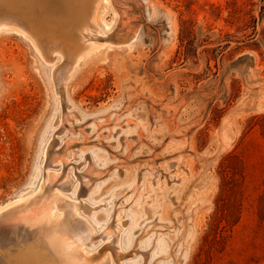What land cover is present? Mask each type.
<instances>
[{"label": "rangeland", "instance_id": "1", "mask_svg": "<svg viewBox=\"0 0 264 264\" xmlns=\"http://www.w3.org/2000/svg\"><path fill=\"white\" fill-rule=\"evenodd\" d=\"M12 1L0 29L38 37L0 30V220L17 228L0 264H65L59 220L79 264H264V0H89L70 29ZM43 197L61 219L7 224Z\"/></svg>", "mask_w": 264, "mask_h": 264}, {"label": "bare ground", "instance_id": "2", "mask_svg": "<svg viewBox=\"0 0 264 264\" xmlns=\"http://www.w3.org/2000/svg\"><path fill=\"white\" fill-rule=\"evenodd\" d=\"M14 1V0H13ZM13 1H12V3H13ZM15 1H17V0H15ZM21 1V0H20ZM19 1V2H20ZM41 1V0H40ZM8 2V1H7ZM18 2V1H17ZM24 2V1H23ZM26 2V1H25ZM24 2V3H25ZM33 2V1H32ZM15 4H16V2H14ZM37 3H40L38 0H37ZM46 4V9H47V13L49 14V16L52 18L51 20H55V23H57V21H60V22H64V24L66 23H69L70 22V24H72V22H74V23H76L75 25H77V23H80V21L82 22V20H86L87 21V18L89 19V16H91V9L89 8V6H88V3H89V0H47L46 2H45ZM14 4V5H15ZM19 4V3H18ZM20 4H22V2L20 3ZM26 4V3H25ZM28 4H29V1H28ZM31 4V3H30ZM33 4H36V1H35V3H33ZM41 4V3H40ZM40 4H38V5H40ZM13 7H14V5L13 4H11ZM21 6V5H20ZM25 5H23L22 7H24ZM27 6V5H26ZM32 5H30V7H31ZM15 7H18L17 6V4L15 5ZM44 7V6H43ZM31 9H32V7H31ZM42 9V8H41ZM35 10V13H36V9H34ZM38 10V9H37ZM39 12H41V11H39ZM42 12H43V10H42ZM37 13H38V11H37ZM39 14V13H38ZM38 14H37V16H38ZM36 17L37 18V16L36 15H33V17ZM8 17V16H7ZM6 17V18H7ZM9 18V17H8ZM41 18H43L42 16H41ZM41 18H39V19H41ZM6 20V19H5ZM14 20V19H13ZM32 20H35V21H37L36 19H34V18H32ZM42 20H44V19H42ZM12 21V20H11ZM78 21V22H77ZM6 22H8V20L6 21ZM54 22V21H53ZM10 24H11V22H9ZM37 23H39V21H37ZM42 23V22H41ZM44 23V22H43ZM42 23V24H43ZM54 23V24H55ZM84 23H86L85 21H84ZM84 23H81V25H83ZM89 23V22H88ZM34 24L35 23H33L32 25L34 26ZM61 24V23H60ZM59 24V25H60ZM65 24V26H68L69 27V29H70V26H72V25H66ZM1 25H3V24H1ZM45 25V24H44ZM51 25V24H50ZM3 26H7V25H3ZM2 26V27H3ZM15 26V25H14ZM13 26V27H14ZM36 26V25H35ZM35 26H34V32L36 31V29H37V27H39V26H36V28H35ZM43 26V25H42ZM42 26H40V27H42ZM46 26V25H45ZM52 26V25H51ZM54 26V25H53ZM53 26H52V28H53ZM61 27H62V25H60ZM60 26H58V27H56V29L57 28H59ZM86 26V25H85ZM85 26L83 25L82 27H84L85 28ZM8 27H12V26H8ZM2 28V29H0V30H4L5 29V31H14L15 30V28H13V29H10V28ZM44 27V26H43ZM43 27L41 28V29H39V31L37 30L35 33H38V32H40V30H41V32L40 33H42V32H44L45 31V28L43 29ZM60 27V28H61ZM64 27V26H63ZM62 27V28H63ZM67 27V28H68ZM79 27V26H78ZM0 28H1V26H0ZM20 29V27H17V29ZM49 28H50V26H49ZM48 28V29H49ZM61 28V29H62ZM66 28V27H65ZM65 28H64V31H68L67 29L65 30ZM77 28V27H76ZM15 30L16 32H19V33H23L22 32V30L20 31H18V30ZM47 29V28H46ZM60 29V30H61ZM78 29V28H77ZM60 30H58V31H60ZM26 31H27V29H26ZM31 32V30H28V32ZM61 31H63V29L61 30ZM63 31V32H64ZM75 31V30H74ZM77 31V30H76ZM71 33H74L73 31H70ZM68 33V34H70L71 35V33ZM26 34H24L25 36H27V37H30V38H32V35L34 34L33 33V30H32V35H31V33H29L31 36H29L28 34H27V32H25ZM39 33V34H40ZM62 33V32H61ZM66 33V32H65ZM77 34V33H76ZM66 35V34H65ZM37 36V34H35V36H33V38L34 39H36L35 37ZM67 36V35H66ZM38 37V36H37ZM72 37V36H71ZM32 38V39H33ZM69 38H70V36H69ZM60 39V38H59ZM72 40H73V37L71 38ZM70 40V39H69ZM64 42V41H63ZM66 42H68L67 44L68 45H72V43L71 44H69V41H66ZM71 42V41H70ZM73 42V41H72ZM50 43H51V41H50ZM65 43V42H64ZM76 43V42H75ZM75 43L73 44V45H75ZM59 44V43H58ZM66 44V43H65ZM47 45V44H46ZM93 47H92V51H94L95 50V48H96V45H92ZM45 47V46H44ZM67 47V46H66ZM71 47V46H70ZM85 50V49H84ZM79 51V50H78ZM89 54H90V52H88V53H86V56L88 57L89 56ZM81 57H82V55H81ZM57 158H58V156H56ZM54 158H55V156H54ZM54 158L53 159H51V160H54ZM52 162V161H51ZM53 162H55V160L53 161ZM50 177V176H49ZM51 181H52V179H51ZM51 183H53V182H50V185H49V183H48V185H49V187L51 186ZM48 187V186H47ZM48 189H50V188H48ZM51 193V192H50ZM49 195V194H48ZM45 197V196H44ZM43 197V199L40 201V200H35V201H33V202H30L29 200H28V202H30L29 203V205L28 206H25L23 209H21V211H19V214H17L16 213V215L15 216H13V218L14 219H8L7 220V222L9 221H11V227H13L14 228V226L13 225H17V224H23V223H20L21 221H22V218L24 217L25 218V216H28V217H30L31 219H39L40 220V217H45V216H47L48 217V219H49V217H51L50 216V214H55V216H56V218L59 220V219H61V217H62V215H64V212L63 211H61V210H58V209H53V207H51L52 205H50V203L52 202L50 199L49 200H46L47 198H44ZM48 197V196H47ZM52 197V196H51ZM60 198V197H59ZM64 199V198H63ZM60 201H62L61 199H60ZM66 201V200H65ZM56 202H57V200H56ZM22 203V202H21ZM26 203V202H25ZM17 204V203H16ZM23 204H24V202H23ZM59 204V203H58ZM61 204V203H60ZM66 205V204H65ZM75 205V204H74ZM81 204H79V206H80ZM11 205H8V206H6V207H3V208H1L0 209V213H2V212H4L6 209H8L9 207H10ZM56 206H57V204H56ZM67 206V205H66ZM82 206V205H81ZM80 206V207H81ZM20 208V207H19ZM64 208V207H63ZM71 208V205H70V207H69V209ZM73 208V207H72ZM83 209H84V207H83ZM68 210V209H67ZM74 210V209H73ZM78 210V209H77ZM72 211V210H71ZM73 212V211H72ZM68 213V212H67ZM69 214V213H68ZM76 214V213H75ZM71 215V214H70ZM67 216L68 215H66V219H67ZM75 216V217H74ZM73 217L76 219L77 218V214L76 215H74ZM10 217V216H9ZM27 217V218H28ZM68 217H70V216H68ZM26 218V219H27ZM29 218V219H30ZM44 218H42L41 220H43ZM47 219V220H48ZM51 219H52V217H51ZM57 219H52V221L53 220H57ZM80 219H81V217H80ZM85 219V218H84ZM68 220H69V222H70V220L71 219H69L68 218ZM81 220H83V219H81ZM1 222H0V224L3 222L2 220H0ZM12 221H14V222H12ZM23 221H24V219H23ZM32 221H37V220H32ZM66 221V220H65ZM73 221H74V219H73ZM73 221L71 220V222L73 223ZM78 221V220H77ZM84 221V220H83ZM7 223L9 226H10V223ZM68 222V221H67ZM70 222V223H71ZM84 222H86V221H84ZM88 222V221H87ZM42 223H43V221H42ZM42 223H39V224H42ZM47 223V222H46ZM56 223L57 224H59L58 226H61V224H60V220L59 221H56ZM64 223H66V222H64ZM75 223H76V225H77V222H76V220H75ZM35 224H37V226H38V223H35ZM66 224H68V223H66ZM79 224V223H78ZM81 224V223H80ZM79 224V225H80ZM64 225V224H63ZM69 225V224H68ZM83 225V224H82ZM5 226V222H3V224L2 225H0V234L2 233V238H0V241H4V239H5V241H6V239H9V236H10V234H12V233H16V231L15 230H17V228L15 227V230L14 229H7V228H5L4 227ZM9 226H7V227H9ZM23 226V225H22ZM41 226V225H40ZM39 226V227H40ZM55 226H56V224H55ZM53 227V228H51L52 230H50V228H49V230L46 228L47 226H45L44 227V229H45V233H46V236H47V234H48V236H49V239L51 240V242H52V244L56 247V248H58L59 249V255L63 258V263H65V264H79V263H76V262H72V260H69V259H66L65 257H64V255H63V252H64V249H66V246L67 245H70V243L68 242V241H64L63 239L62 240H60V239H56V243H57V245H55L54 244V241L51 239V234H52V236H53V233L52 232H57L56 234H58V232L60 233V230H61V228L60 227H58V226H56V227ZM73 226H74V224H73ZM78 226V225H77ZM26 227H28V226H26ZM58 227V228H57ZM62 227V229H64L65 231H63L64 233L66 232V234H67V231H68V235H69V230H66V227H67V225H66V227L65 228H63V226H61ZM69 227V226H68ZM68 227H67V229H68ZM21 228V227H20ZM25 228V227H24ZM29 228V227H28ZM71 228V230H72V227H70ZM82 227H80L79 228V230L81 229ZM31 229V228H30ZM37 230H38V228H36ZM40 229V228H39ZM73 229H75V227L73 228ZM86 229H87V227H86ZM70 230V231H71ZM77 230V229H76ZM76 230L74 231V233H76ZM42 231V230H41ZM78 231V230H77ZM82 231V230H81ZM83 231H86V232H88V231H90V230H84L83 229ZM62 232V233H63ZM73 232V231H72ZM85 232V233H86ZM35 233H36V230H35ZM40 233V232H39ZM79 233V232H78ZM29 234V233H28ZM72 234V233H71ZM90 234V233H89ZM94 234V233H93ZM37 235V234H36ZM60 235H61V233H60ZM43 236H44V234H43ZM64 236V235H63ZM86 236L88 237V236H91V235H87L86 234ZM94 236V235H93ZM95 237V236H94ZM64 238V237H63ZM85 237H83V235H81V234H74L73 235V239H74V241L76 242V244L78 245V247H84V242L86 241V243H87V239L85 240L84 239ZM92 238V237H91ZM26 240V239H25ZM85 240V241H84ZM89 240H90V238H89ZM89 240H88V242H89ZM91 241V240H90ZM7 242V241H6ZM9 242V241H8ZM21 242V241H20ZM47 242V241H46ZM93 242V241H92ZM14 243V242H13ZM49 243V242H48ZM86 243H85V246H86ZM88 244H90V243H88ZM49 245V244H48ZM39 247V246H38ZM50 247V246H49ZM51 248V247H50ZM85 248V247H84ZM51 250H52V248H51ZM85 250V249H84ZM53 251V250H52ZM73 252V251H72ZM55 253V252H54ZM86 254H87V252H86ZM6 255V254H5ZM55 256H56V254H55ZM75 257H76V255H75ZM58 259V258H57ZM61 262V261H60ZM2 263V262H1ZM106 263H107V261H106ZM105 263V264H106ZM3 264V263H2ZM6 264H56V262L53 260L52 261V258H49L48 256H47V254H40V253H38V254H35V253H25V252H22L21 254H20V256L18 255V257L15 259V260H11V258L9 257L8 259H7V263ZM95 264H100V263H95Z\"/></svg>", "mask_w": 264, "mask_h": 264}]
</instances>
